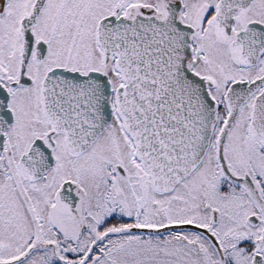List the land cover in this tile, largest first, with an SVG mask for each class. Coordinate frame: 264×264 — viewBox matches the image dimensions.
Instances as JSON below:
<instances>
[{"label": "snow or ice", "instance_id": "obj_1", "mask_svg": "<svg viewBox=\"0 0 264 264\" xmlns=\"http://www.w3.org/2000/svg\"><path fill=\"white\" fill-rule=\"evenodd\" d=\"M0 264H264V0H0Z\"/></svg>", "mask_w": 264, "mask_h": 264}]
</instances>
